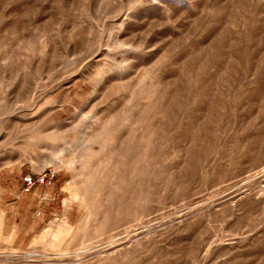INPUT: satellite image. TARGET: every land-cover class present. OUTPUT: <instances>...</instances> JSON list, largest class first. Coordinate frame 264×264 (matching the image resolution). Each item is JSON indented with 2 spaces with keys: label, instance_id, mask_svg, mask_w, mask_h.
I'll return each mask as SVG.
<instances>
[{
  "label": "rangeland",
  "instance_id": "rangeland-1",
  "mask_svg": "<svg viewBox=\"0 0 264 264\" xmlns=\"http://www.w3.org/2000/svg\"><path fill=\"white\" fill-rule=\"evenodd\" d=\"M0 264H264V0H0Z\"/></svg>",
  "mask_w": 264,
  "mask_h": 264
},
{
  "label": "built area",
  "instance_id": "built-area-1",
  "mask_svg": "<svg viewBox=\"0 0 264 264\" xmlns=\"http://www.w3.org/2000/svg\"><path fill=\"white\" fill-rule=\"evenodd\" d=\"M57 171L53 168L45 169L38 173H28L23 177L24 190L30 191L38 185L50 186L54 183Z\"/></svg>",
  "mask_w": 264,
  "mask_h": 264
}]
</instances>
